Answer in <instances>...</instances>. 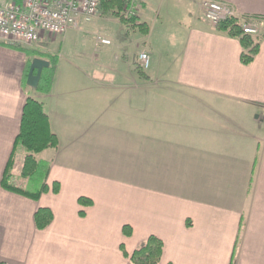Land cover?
<instances>
[{
	"label": "crops",
	"instance_id": "0c3cea01",
	"mask_svg": "<svg viewBox=\"0 0 264 264\" xmlns=\"http://www.w3.org/2000/svg\"><path fill=\"white\" fill-rule=\"evenodd\" d=\"M202 1L143 0L147 32L120 30L101 78H57L54 36L30 47L0 38V264H131L123 251L149 236L163 244L159 264H264V0H210L258 25L249 65L239 40L204 20ZM123 43L135 48L131 60ZM34 58L49 63L35 89L26 84ZM27 98L57 138L35 155L48 188L36 201L1 187L11 161L9 184L39 190H26L25 152L14 146ZM40 208L53 216L43 230Z\"/></svg>",
	"mask_w": 264,
	"mask_h": 264
},
{
	"label": "trees",
	"instance_id": "16d2710c",
	"mask_svg": "<svg viewBox=\"0 0 264 264\" xmlns=\"http://www.w3.org/2000/svg\"><path fill=\"white\" fill-rule=\"evenodd\" d=\"M99 8H102L104 12H113L123 25H130L143 33L147 32L146 25L138 22V16L136 13L125 16L121 15V12L126 13L127 10H129L128 0H101ZM215 30L224 32L229 37L237 38L239 40L241 44L240 61L243 65H249L253 62L259 50V43L254 38L244 35L235 20L222 22L215 26ZM51 78V73L42 75L41 83H43V86L38 89L47 93L50 88ZM14 146L21 147L25 152L21 177L32 180V177L35 175L41 164L36 161L35 155L46 149L55 148L57 146V138L50 131L48 118L41 103L27 98L22 110L20 128L15 138ZM11 166L12 163L9 161L1 180V187L4 190L27 197L34 201L38 200L42 193L47 192L48 188L43 183L40 189L34 193L26 192L21 188L9 184V170ZM44 167L46 174V166L44 165ZM53 191H57L56 186L53 188ZM78 201L81 205L90 204L88 200L83 198H80ZM80 214L83 215L82 212H80ZM52 219L53 216L49 209H38L34 214L36 229H45L51 223ZM130 231L131 229L125 226L123 228L124 236H129ZM162 252L163 244L161 240L154 236H149L144 244L136 249L131 255H127L124 251L123 255L128 257L131 264H159Z\"/></svg>",
	"mask_w": 264,
	"mask_h": 264
},
{
	"label": "built area",
	"instance_id": "2783aa9c",
	"mask_svg": "<svg viewBox=\"0 0 264 264\" xmlns=\"http://www.w3.org/2000/svg\"><path fill=\"white\" fill-rule=\"evenodd\" d=\"M101 0H15L0 1V38L13 45L30 47L35 45L43 35L62 36L70 30H79L92 22L96 16ZM143 0H128L127 15L136 13ZM204 20L213 27L235 20L244 35L256 37L258 25L253 20L239 18L234 8L228 4L204 0L200 3ZM101 45H110L105 38H98ZM139 66L149 68V56L139 53Z\"/></svg>",
	"mask_w": 264,
	"mask_h": 264
},
{
	"label": "rangeland",
	"instance_id": "374dc122",
	"mask_svg": "<svg viewBox=\"0 0 264 264\" xmlns=\"http://www.w3.org/2000/svg\"><path fill=\"white\" fill-rule=\"evenodd\" d=\"M121 15L127 14L121 12ZM152 15L154 16V14ZM80 29L72 32L76 38L70 41H64L56 36L55 40L49 43V49L53 53L52 57L48 56V59L52 65L54 63L58 65L56 76L59 79L65 77L79 78L82 76L81 72L85 73L84 76L87 77L101 78V57L105 53L104 48L111 51L110 60L114 61L117 55L114 52V47L121 42L120 30L128 33L134 30L130 25H123L113 12H104L102 8H99L92 22ZM123 33L122 37L125 36ZM104 37L110 41V45H101L98 42V38ZM123 44L127 48L126 55L131 60L135 48L128 43ZM44 169L45 167L41 163L32 180L27 184V191L40 189L45 178Z\"/></svg>",
	"mask_w": 264,
	"mask_h": 264
},
{
	"label": "water",
	"instance_id": "95a60500",
	"mask_svg": "<svg viewBox=\"0 0 264 264\" xmlns=\"http://www.w3.org/2000/svg\"><path fill=\"white\" fill-rule=\"evenodd\" d=\"M49 67V63L40 59L34 58L29 66L26 84L30 88H36L40 79L41 72L44 68Z\"/></svg>",
	"mask_w": 264,
	"mask_h": 264
}]
</instances>
